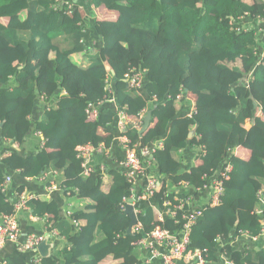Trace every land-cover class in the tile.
Listing matches in <instances>:
<instances>
[{
	"label": "trees",
	"instance_id": "trees-1",
	"mask_svg": "<svg viewBox=\"0 0 264 264\" xmlns=\"http://www.w3.org/2000/svg\"><path fill=\"white\" fill-rule=\"evenodd\" d=\"M59 1L63 0H0V139L19 146L37 133L44 139L33 153L1 154L0 215L13 213L18 200L11 190L10 196L3 191L11 174L22 183L37 179L42 189L21 214L30 225L31 219L45 223L44 233L32 234L45 239L50 237L48 226L55 225L59 239L70 243L52 259L37 261L33 252L35 258L31 254L2 261L143 264L146 253L134 243L154 229L152 205L161 207L156 203L162 200L163 189L151 204H138L143 232L128 235L130 217L121 204L130 186L122 170L107 161L106 178L100 179L98 166L85 177L77 159L80 146L114 145L118 132L112 109L104 105L95 121L86 115L89 103L101 100L111 84L117 105L131 116L150 104L153 116L143 138L138 131L128 135L143 144L165 139V149L154 157L160 175L173 176L174 184L188 182L203 189L205 175L215 176L228 161L234 165L222 204L203 210L189 249L208 250L210 264H224L223 255L231 264H264V248L233 246L239 231L257 237L264 228V61L257 63L255 58L256 32L236 33L229 26L230 18L254 13L255 4L250 0H88L86 24L75 7L70 15L66 7L56 9ZM255 2L262 12L261 0ZM92 6L99 9V18ZM132 70L146 71L139 93L125 79ZM41 94L48 98V108L39 100ZM180 94L183 98L178 101ZM191 95L196 112L180 119L189 110ZM154 97L157 102L152 104ZM193 130L200 141L189 139ZM196 146L202 151L194 160L202 165L182 171L185 151ZM237 148L244 154L229 158V151ZM55 173L62 178L60 184L77 190L70 211L78 229L62 212L58 194L39 197L47 194L52 178L59 184ZM45 174L49 177L42 183ZM21 188L31 191L26 182ZM173 197L169 193L165 200ZM220 235L227 238L223 246L215 241ZM28 236L23 239L21 232L13 244L19 248Z\"/></svg>",
	"mask_w": 264,
	"mask_h": 264
},
{
	"label": "built area",
	"instance_id": "built-area-1",
	"mask_svg": "<svg viewBox=\"0 0 264 264\" xmlns=\"http://www.w3.org/2000/svg\"><path fill=\"white\" fill-rule=\"evenodd\" d=\"M250 2L253 5L255 4V12H247L236 18H230L229 26L236 33L247 34L251 31L256 32L259 39V47L255 53V58L257 63H261L264 61V8L262 12H258L255 0H250ZM261 3L264 5V0H261ZM62 7H66L69 12H72L75 6L71 1L63 0L57 3L56 9H61ZM92 8L94 9L95 7L92 6ZM145 73V70H132L126 74L125 78L129 81L132 88L140 92ZM106 90L111 94L110 86ZM182 98L183 94H180L177 100L180 101ZM47 99L45 94L40 95V101L43 105H46ZM107 101L114 102V99L110 98L109 95H105L97 103H89L86 109L87 118L91 121L97 120L100 115V108ZM153 101L157 102V98L154 97ZM48 106L46 105V108ZM150 108L151 106L149 104L138 115L131 116L124 108L118 107L115 115L118 135L115 137L114 146L108 148L104 144H100L98 147L84 145L77 148V159L81 161L83 175L85 177L93 175L95 173V166L96 168L98 166L101 175H104L105 178L108 171L107 161H111L122 170L121 172L130 186V191L129 196L123 199L121 210L125 211L127 207H133L138 220V223L132 229V234L143 232L142 224L139 221V216L142 213L138 209V204L142 202L151 204V198L155 197L163 189L162 197H160L162 204H160V201L156 203L161 207L152 205L155 219L154 229L150 233L145 234L137 243H134V245L141 247L146 253L143 264H153L156 262H161L162 264H210L208 250L189 249L191 234L205 208H215L222 204L225 184L231 178L234 165L228 161L226 164H223V167L215 176L210 178L205 175L203 179L208 180L207 184L204 185L203 189L193 188V193H187L188 189L192 188L188 182L174 184L173 176L164 177L160 175L155 166L154 157L159 151L164 149V139H157L143 144L136 142L128 135L131 131L139 132L142 129L144 119ZM260 115L261 112L258 113V116ZM35 136L40 138L41 144L44 139L40 133L35 134ZM199 139L197 137V141ZM196 148L200 147L196 146ZM239 151L238 148L230 150L229 158H238ZM153 171L157 172L160 176H155L152 173ZM52 176L56 177L57 174L55 173ZM48 177L45 174L40 181L44 183ZM10 182L11 177H8L4 182L3 191L6 193H8ZM46 191L48 194L57 191L64 192L68 197L66 199V206L67 201L77 195V190H69L66 186H61L53 178L50 181V185L46 187ZM169 193L174 195L173 199L165 200ZM35 196V194H29L26 191L19 193L17 195L18 200L14 204L13 213L0 215V253L7 243H17L19 241L21 229L17 217L22 211L28 210L29 202L35 199ZM262 204L264 206V197H262ZM70 207L71 204L67 206L68 210L66 215L71 223L78 228L79 222L76 217H73L72 212L69 210ZM167 225H170V228H166ZM48 231L52 240L60 237V233L55 225L48 226ZM235 237V242L242 237H247L255 244L258 243L260 237H264V228L262 229L261 235L257 237H250L249 233H243L242 231L236 233ZM43 240L44 238H40L36 234H31L19 246L18 250L21 252H36V259L39 261L41 256H39L38 247ZM226 240V236L220 235L215 241L223 246ZM223 258L224 262L232 263L224 255ZM1 264L9 263L2 261Z\"/></svg>",
	"mask_w": 264,
	"mask_h": 264
},
{
	"label": "crops",
	"instance_id": "crops-1",
	"mask_svg": "<svg viewBox=\"0 0 264 264\" xmlns=\"http://www.w3.org/2000/svg\"><path fill=\"white\" fill-rule=\"evenodd\" d=\"M69 1H71L74 4L76 12L79 11L76 14L78 16L82 17L83 21L86 22V24H88V22H89V19H88L89 18V15L86 12V9H87L88 3H89L88 0H69ZM95 11H98V13H99V9H95ZM95 11H94L95 18H99L100 15L98 13H95ZM67 13L69 15L71 14L69 11ZM96 14H98L99 16H96ZM39 99H40V96H39ZM154 102L155 101H152V104ZM187 104H190L189 110H188L187 114H185L182 117H179L180 119L181 118H184L185 116L186 117H188V116L190 117V115L192 113H195L196 112V108H195V97L193 95H191L188 98ZM104 105L105 106H109L112 109V111L114 113V116H115V113H116L117 108H118L117 105L116 104H113V103H106ZM44 106L46 107L45 104H44ZM260 116L262 117L263 114H261ZM192 132H193V135H191L189 137L190 140L195 139L197 141V136L195 134V130H193ZM160 139H163V138H160ZM199 141H200V139H199ZM37 144H39V140L38 139H35L33 136H30L29 139L26 140L25 144L24 145H20V146L17 143H14L12 141H9V140H4L3 141L2 139H0V158H1V154L2 153H6L8 155H10L11 153L18 152V151H22V153H30V152L33 153L34 150H35V147L37 146ZM164 149H165V139H164ZM191 149L196 150V153H193L190 150L185 151V153H186L185 164L182 167V171L189 170V169H191V167H194V166H200V165H202L200 163V160H198V158H196L194 160V157L197 154V152H201L202 151V147H200V148L192 147ZM163 150H161V151H163ZM188 157H191V158L189 159ZM152 173L155 174V176H157V177L160 176L159 175L160 174L159 171H158L159 174L157 172H155V171H153ZM10 177H11V182H10L8 188H9V190H11V194H16L19 191H25L26 190L25 188H21V186H22V184L24 182H26L27 184H29V187H30V190H31V191H28L29 194H33L34 195L35 192L40 189V187L42 189V186H41L40 182L38 183V180L37 179H25L23 181V183H22V181H20L13 174H11ZM102 178H104V175H101L100 176V179H102ZM15 179L18 181V183H16V186H15ZM61 181H62V178H59L58 179V182L61 183ZM13 191H14V193H13ZM187 193H193V188H189L188 191H187ZM55 194H58L59 195V205L61 207L62 212L63 213L65 212V214H66L67 213V211H66L67 208L65 206L66 205V198H65V196L62 195V193L55 192V193H52V194H42V195H39V197L42 196V197H48V198L51 197L52 198V196L55 195ZM71 199H69L67 201V206L71 204ZM17 218L19 220V225H20V229H21V232H22V236H23L22 238L23 239L26 236H28V234L29 235H30V233L32 234V232H34V233L37 232L38 234L44 233V231H43L44 230V224H45L44 222H43L44 223L43 224L40 221L31 219L32 222H33V224L30 225V221L25 217L24 214H21V213L18 215ZM79 227H80V224H79ZM243 238H247V237L240 238L238 240L239 242L237 241L238 243L236 242L233 245L235 247V249L237 248V249L245 250V249H248V248H252V249H254V248H256V249L264 248V237H260L258 243H255V244L252 243L251 240L247 241L246 239H243ZM47 239L49 240L48 241L49 243L55 244V249L53 251V254L54 255L56 253H58L60 251V249L63 248V246H66L67 244L70 243L69 239H67V240H60V239L59 240H57V239L52 240L51 237H49V236H47ZM241 239H243V240H241ZM261 240L263 241L262 243H260ZM16 248H18L17 244L8 243L7 246L0 253V264L2 263V260L4 258H7L9 256H12V257L15 256V257H19V258L25 259V258L29 257L32 254L33 255V258H35L33 252H21V251L18 250L19 253H23V254H21L20 256L17 255ZM157 263L162 264L161 262H157ZM224 264H230V263L229 262H224Z\"/></svg>",
	"mask_w": 264,
	"mask_h": 264
},
{
	"label": "water",
	"instance_id": "water-1",
	"mask_svg": "<svg viewBox=\"0 0 264 264\" xmlns=\"http://www.w3.org/2000/svg\"><path fill=\"white\" fill-rule=\"evenodd\" d=\"M152 115H153L152 111L147 114V116L145 118L144 126L142 127V129L139 132L140 138H142L144 136V134L146 133V131L148 130V128L150 126L151 119H152ZM191 135H193V132L190 133V136ZM124 213L130 217V225H129L127 234L131 235L132 229L138 223V220H137V217L134 213V209L131 206L127 207ZM48 241L49 240L47 238H45L44 241L38 247L39 255L43 259H52L54 257L53 251L55 249V244H53V243L51 244Z\"/></svg>",
	"mask_w": 264,
	"mask_h": 264
},
{
	"label": "clouds",
	"instance_id": "clouds-1",
	"mask_svg": "<svg viewBox=\"0 0 264 264\" xmlns=\"http://www.w3.org/2000/svg\"><path fill=\"white\" fill-rule=\"evenodd\" d=\"M95 9H96V8H95ZM72 12H73V11H72ZM128 73H129V72H128ZM128 73H127V74H128ZM251 74H252V73H251ZM251 74H250V75H251ZM125 79H126V78H125ZM126 81H127L128 84H129V81H128L127 79H126ZM142 85H143V83H142ZM108 86L111 87V84H109ZM108 86H107V87H108ZM129 86H130V84H129ZM107 87H106V88H107ZM130 88H131V89H134V88H132L131 86H130ZM134 90H135V89H134ZM111 91H112L111 94H109L108 91L105 90V91H104V95H103V97H104L105 95H109L110 98H113V99H114V102H108V101H107V102H105L104 104H106V103H113V104H116V105H117V103H116V101H115V97L113 96V95H114V90H113L112 87H111ZM135 91H136L137 93H139L137 90H135ZM41 95H42V94H41ZM103 97H102V99H103ZM102 99H101V100H102ZM39 100H40V99H39ZM104 104H103V105H104ZM153 104H154V103H153ZM103 105H102V106H103ZM117 107H119V106L117 105ZM120 108H121V107H120ZM100 109H101V108H100ZM124 109H125V108H124ZM125 110H126V109H125ZM151 111H152V108H150L149 112H151ZM149 112H148V113H149ZM260 112H261V114H263L262 111H260ZM148 113H147V114H148ZM152 113H153V112H152ZM115 115H116V113H115ZM146 116H147V115H146ZM152 116H153V115H152ZM145 118H146V117H145ZM151 120H152V119H151ZM144 123H145V119H144ZM150 123H151V122H150ZM248 125L250 126V122H248ZM139 132H140V131H139ZM32 136H33L35 139L40 140V138L36 137L35 135H32ZM189 137H190V136H189ZM142 138H143V137H142ZM142 138H141V139H142ZM189 139H190V138H189ZM114 140H115V139H114ZM101 144H104V143H101ZM114 144H115V141H114ZM86 145H92V144H86ZM104 145H105V144H104ZM83 146H84V145H83ZM105 146H106V145H105ZM113 146H114V145H113ZM113 146H111V147H113ZM97 147H98V146H97ZM111 147H108V148H111ZM240 156H241V155L239 154V157H240ZM239 157H238V158H239ZM106 176H107V175H106ZM56 178L59 179V178H61V177H58V176H57ZM105 178H106V177H105ZM59 184H60V183H59ZM60 185L63 186V184H60ZM66 188H67V187H66ZM69 190H70V189H69ZM71 190H73V189H71ZM25 191H26V190H25ZM25 191H22V192H25ZM9 192H10V190H9V188H8V193H7V195L10 196ZM22 192H18V193H16L15 196L17 197V195H18L19 193H22ZM26 192H27V191H26ZM57 192L62 193V195L65 196L66 199L68 198V197L64 194V192H61V191H57ZM46 193H47V191H46ZM54 193H55V192H54ZM47 194H48V193H47ZM17 199H18V197H17ZM65 206H66V205H65ZM66 208H67V206H66ZM71 208H72V204H71V207L69 208V210H71ZM67 210H68V208H67ZM67 210H66V211H67ZM131 235H132V234H131ZM59 238H60V237H59ZM59 238H58V240H59Z\"/></svg>",
	"mask_w": 264,
	"mask_h": 264
},
{
	"label": "rangeland",
	"instance_id": "rangeland-1",
	"mask_svg": "<svg viewBox=\"0 0 264 264\" xmlns=\"http://www.w3.org/2000/svg\"><path fill=\"white\" fill-rule=\"evenodd\" d=\"M95 13H98V11H95ZM96 16H99V15L96 14ZM72 17H73V16H72ZM230 66H233V65L230 64ZM192 152H193V153H196V150H192ZM244 152H245L244 150H240V151H239V154L242 155V154H244ZM173 190H175V188H173ZM122 202H123V200H122ZM71 203H72V202H71Z\"/></svg>",
	"mask_w": 264,
	"mask_h": 264
}]
</instances>
